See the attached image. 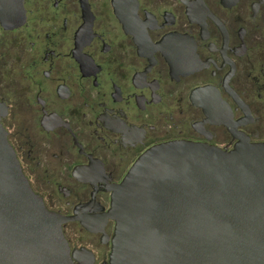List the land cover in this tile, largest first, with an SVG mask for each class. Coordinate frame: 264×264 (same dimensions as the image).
Masks as SVG:
<instances>
[{
    "label": "flooded vegetation",
    "instance_id": "af4514ba",
    "mask_svg": "<svg viewBox=\"0 0 264 264\" xmlns=\"http://www.w3.org/2000/svg\"><path fill=\"white\" fill-rule=\"evenodd\" d=\"M0 102L73 263L110 264V188L146 150L264 142V0H0Z\"/></svg>",
    "mask_w": 264,
    "mask_h": 264
},
{
    "label": "water",
    "instance_id": "95a60500",
    "mask_svg": "<svg viewBox=\"0 0 264 264\" xmlns=\"http://www.w3.org/2000/svg\"><path fill=\"white\" fill-rule=\"evenodd\" d=\"M10 2L18 12L22 0ZM5 112L0 102V264H74L62 230L72 217L31 188ZM110 190V264H264V142L161 143Z\"/></svg>",
    "mask_w": 264,
    "mask_h": 264
}]
</instances>
